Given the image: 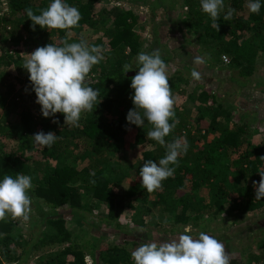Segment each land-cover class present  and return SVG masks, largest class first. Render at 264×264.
I'll list each match as a JSON object with an SVG mask.
<instances>
[{
	"label": "trees",
	"instance_id": "1",
	"mask_svg": "<svg viewBox=\"0 0 264 264\" xmlns=\"http://www.w3.org/2000/svg\"><path fill=\"white\" fill-rule=\"evenodd\" d=\"M227 1L229 7L235 9L231 19L232 25L229 28L231 37L228 39V43L233 45L236 43V39L245 37L247 59L252 60L260 43L264 44V0H260L259 13L249 11L247 7L249 0ZM64 2L67 3L68 0H64ZM95 2L96 0H81L78 3L77 9L82 17L78 24L95 22V18H93ZM185 2L191 18L190 25L200 31L199 35L203 40H221L224 37V15L222 13L217 21L220 25L219 31H217L212 27L211 17L202 11L201 0H185ZM7 3V10L0 16L1 21L6 20V13L14 15L7 22L11 25L10 28L18 26L24 32V37L19 36L18 39L21 38L26 43L30 53L49 43L60 46L59 43L51 40V37L54 36L62 41L66 30L33 26L32 21L26 15L25 9L28 7H31L36 14H39V10L46 9L49 4L45 0H7ZM109 13L113 15L109 32L111 45L115 48L129 46L133 52H137L138 37L130 22V18L133 16L132 11L116 9ZM15 37L14 32L9 31L6 40L16 42L18 39L15 40ZM257 38H261L263 42H258ZM161 57L166 63L167 57ZM129 61L130 59L125 56L114 67L103 68L92 78L94 81L90 82L88 86L99 90L98 100L100 102L96 107H101L107 112L115 108V112L118 111L124 117H127L129 110L134 108L131 99L134 95L131 78L138 71L123 73L124 65ZM230 66L235 68L233 74L237 78L249 76L255 68L253 63H242L237 59V56H233ZM202 93L207 97H213V94H210L206 89H203ZM175 115L179 123L170 135L165 137V141L166 143L172 142L184 133L189 140L188 150L186 154H182L178 158V166L169 165L175 168L174 175L162 182V188L152 192L155 195V200H151L145 209L148 211L151 204L158 202L169 205L174 209L170 226L174 227L180 223L181 227L190 225L191 228L197 226L202 214H213L218 217L222 213L223 217L230 221L223 226L229 227L243 221L249 212L264 209V197L257 200L253 187V181L260 180L259 172L264 171V159H260V157H264V144H250L245 134L247 121L237 120L228 126L222 118H230L231 111L223 106L222 101L214 98H210V101L201 108V113H198L196 117H190L192 121H189L188 114L184 110H175ZM43 118V120H37L29 108L21 109L19 115L23 137L26 142L29 141L32 144V149L36 146L34 149L36 153H39V158L47 160L48 158H57L59 155L64 158L69 157L72 153L69 145L71 143L76 145L78 142L86 143L97 155L92 156L93 158L91 157L89 162L78 166L70 163L45 164L41 167L44 169L43 173L33 177L34 183L30 193L42 204L51 208V211L57 216L50 217L47 221L52 227L50 233L38 234L36 238L32 234L28 243L36 240L39 245L65 243L55 252L46 255L42 264H85L84 245L73 237L71 231L66 227V221L61 213L66 211L82 217L88 211L89 206L104 203L107 206V217L114 219L126 206L135 207L132 196L137 194L138 190L131 185L127 188H117V185L134 173L139 174V170L146 160L151 159L158 163L159 159L166 154V147L147 138V132L153 127L151 124L138 127L129 124L127 120L125 122L122 118L104 121L95 115H89L88 112L80 119L79 127L64 125V115L61 113H57L52 120L49 119L51 117ZM54 119L59 123H53ZM195 122L199 123V126L196 127L199 132L203 131V134L206 135L211 131H218L219 134L213 138H205L202 144H199L195 141V134L191 132ZM128 125L135 128V143L149 142L150 147L141 149L142 158L136 162L128 164L119 161L111 162L109 159L120 150L119 138ZM37 131L45 133L51 131L59 138L51 147H41L31 141V136L38 133ZM244 145L249 147L242 148ZM108 150H111L109 155H107ZM236 151L237 153L233 155ZM228 171H233L241 179L242 184H237L234 189L229 188L224 181ZM17 174L31 176L29 159L18 151L0 152V181L5 175L15 178ZM248 179L250 182H247ZM202 188L207 189L209 199H204L201 196ZM150 193L146 189L143 192V194ZM86 196H89L90 201L86 199ZM139 198L148 201L147 198L141 196ZM15 221L16 219H13L10 214L5 220L0 221V250L4 255L9 251L3 250L2 246L7 245L12 238ZM140 224L144 225V221H141ZM205 231L201 230V232ZM12 239L13 245L21 244V236ZM112 247L115 251L105 253L106 264H128L130 262L131 253L124 246L115 244ZM24 249L14 260H19L21 256H24ZM249 256L259 264L264 262V257L262 258L261 254L250 252ZM0 264H5L1 257ZM230 264L246 263L240 258L233 257L230 258Z\"/></svg>",
	"mask_w": 264,
	"mask_h": 264
},
{
	"label": "rangeland",
	"instance_id": "2",
	"mask_svg": "<svg viewBox=\"0 0 264 264\" xmlns=\"http://www.w3.org/2000/svg\"><path fill=\"white\" fill-rule=\"evenodd\" d=\"M45 1L48 4L52 2V0ZM80 1L68 0L70 4L67 3L77 8ZM224 4L225 8L221 11L223 15L229 8L227 0H224ZM7 6V0H0V16L7 10ZM116 9L131 10L133 13L130 22L138 37L137 52H133L129 46L115 48L109 42V32L113 22V15L109 12ZM188 12L185 0H96L94 23L78 24L75 28L67 29L62 41L54 36L51 40L63 46L62 42L65 40L68 43H78L83 38L89 46H99L103 49L104 58L92 67L86 81L87 86L94 81L92 78L101 69L114 67L125 56L130 59L128 64L131 65L132 70L138 71V54L141 52L150 54L159 49L161 56L167 57L168 79L176 98L175 110L186 111L189 121H192L190 117L194 118L201 113V108L210 101V98L222 101L223 106L231 111V117L222 118L223 122L230 126L234 121L246 120L247 132L245 134L250 144H264V44L260 43L255 57L248 60L245 37H239L233 45L228 43L231 37L229 29L232 25L231 20H224V37L221 40L205 41L200 37V31L190 25L191 18ZM13 17L14 15L6 13L4 22L0 18V152L12 150L26 156L31 164L30 177L33 184V177L43 173L44 169L41 167L45 164L70 163L78 166L89 162L90 158L96 156L97 153L91 150L86 143L78 142L76 145L74 143L69 145L72 150L69 157L64 158L59 155L57 158L44 160L39 158V153H36L34 149L36 146L32 149V144L29 141L26 142L19 119L21 109L29 108L37 120L44 118L41 106L36 103L37 97L32 89L29 73L23 68L31 51L21 38L18 39L19 36L24 37V32L20 27L10 28L11 25L7 20ZM9 31L14 32L15 40L18 39V41L6 40ZM257 41L263 42L261 38H257ZM222 54L226 55L227 60L223 59ZM196 56L203 57L205 63L194 64L193 59ZM233 56H237L242 63H253L255 67L253 73L237 78L233 74L235 68L230 66ZM193 69L202 73L200 81L194 80L191 76ZM207 88L210 89L208 92L213 94V97H207L202 93V90H207ZM85 113L81 114V118ZM88 114L95 115L104 121L119 118L124 119L125 122L127 120L118 111L115 112V108L107 112L101 107H93L92 112ZM52 118L49 119L52 120ZM188 123L191 124V122ZM145 124L150 126L147 121ZM198 126V122L193 123L191 132L195 134V141L199 144H202L205 138H213L219 134L218 131H211L205 135L203 131L197 130ZM182 134L179 137H186L184 133ZM186 139L188 143V137ZM134 140L135 128L128 125L119 138L120 150L109 160L126 164L141 160V149L150 147L149 142L138 144ZM31 141L33 143V136H31ZM247 146L244 145L242 148H247ZM110 152L111 150H108L107 155ZM236 153L237 151L233 155ZM227 173L224 181L229 188L234 189L237 184H242L241 179L233 171ZM247 182H250V179ZM129 185L138 190V193L132 196L135 207L126 206L117 218L107 217V206L104 203L89 206L88 211L82 217L66 211L61 213L73 237L83 243L86 256L90 257L91 264H106L105 253L115 251L112 247L115 244L124 246L132 253L141 243L170 241L178 238L186 229L188 234L194 237H198L201 230H206L204 233L224 243L230 258H240L246 264H259L255 259L250 258V252L261 254V257H264V209L249 212L243 221L229 227L223 226L230 221H227L222 213L218 217L213 214H202L199 223L193 228L190 225L181 227L180 223L171 227L173 207L158 202L151 204V208L147 211L145 207L150 204L151 200H155L154 193L143 194L145 189L142 187L139 174L136 173L117 185V188H127ZM200 193L204 199H209L206 188H202ZM29 195L32 199L29 218L27 220L16 219L12 230V238L21 236V244L13 245L11 238L7 245L2 246L3 250L6 249L9 252L4 255L0 250V257L5 264L15 262L42 264L46 255H50L65 244L39 245L37 240L28 243L32 234L36 238L38 234L50 233L52 227L47 221L50 217L57 216L51 208L35 198L30 190ZM139 196L147 198L148 201L140 200ZM86 199L90 201L89 196H86ZM141 221H144V225L140 224ZM23 249L24 256H21L19 260H14ZM129 261L128 264H134L131 256Z\"/></svg>",
	"mask_w": 264,
	"mask_h": 264
},
{
	"label": "clouds",
	"instance_id": "3",
	"mask_svg": "<svg viewBox=\"0 0 264 264\" xmlns=\"http://www.w3.org/2000/svg\"><path fill=\"white\" fill-rule=\"evenodd\" d=\"M247 7L251 13H259L260 0H249ZM201 8L211 17L212 27L219 31L217 21L225 8L224 0H201ZM25 11L33 26L53 30L75 28L82 18L79 10L64 0H52L46 9L39 10V14L31 7ZM234 12L235 9L229 7L224 20H231ZM62 43L63 46L49 43L38 47L28 54L23 68L29 73V80L37 97L36 103L41 106L43 117H54L57 113H62L64 125L79 127L81 114L92 112L94 105L96 107L100 102L99 90L87 86L86 81L92 67L104 58L103 49L89 46L83 38L78 43H68L67 40ZM137 62L138 72L131 78L134 108L129 110L126 119L129 124L138 127L144 126L147 121L153 126L147 132V138L166 147V154L158 163L148 159L139 170L142 187L147 192H154L162 188L164 180L174 175L175 168L169 165L178 166V158L186 154L188 143L186 137H179L168 143L165 141V137L175 129L179 120L175 115L176 98L169 83L167 64L159 49L150 54L139 53ZM193 63L202 65L205 60L196 56ZM130 70L131 65L125 64L123 73ZM191 76L197 81L202 79V73L195 69ZM53 123L59 121L54 119ZM33 138L37 145L51 147L59 137L51 131H40ZM259 175L260 180L253 181L257 200L264 197V171H260ZM32 186V179L28 175L3 177L0 181V221L5 220L9 214L13 219L29 218L32 203L29 190ZM131 257L134 264H230V255L222 241L204 232L194 237L188 234L187 229L170 241L141 243L131 253ZM85 264H91L90 257H85Z\"/></svg>",
	"mask_w": 264,
	"mask_h": 264
},
{
	"label": "built area",
	"instance_id": "4",
	"mask_svg": "<svg viewBox=\"0 0 264 264\" xmlns=\"http://www.w3.org/2000/svg\"><path fill=\"white\" fill-rule=\"evenodd\" d=\"M222 57H223L224 60H227V57H226L225 54H222Z\"/></svg>",
	"mask_w": 264,
	"mask_h": 264
},
{
	"label": "crops",
	"instance_id": "5",
	"mask_svg": "<svg viewBox=\"0 0 264 264\" xmlns=\"http://www.w3.org/2000/svg\"><path fill=\"white\" fill-rule=\"evenodd\" d=\"M169 1V0H168ZM210 68V66H208ZM205 74H209V73H205ZM213 74V73H212ZM210 89L207 88V91H209Z\"/></svg>",
	"mask_w": 264,
	"mask_h": 264
},
{
	"label": "water",
	"instance_id": "6",
	"mask_svg": "<svg viewBox=\"0 0 264 264\" xmlns=\"http://www.w3.org/2000/svg\"><path fill=\"white\" fill-rule=\"evenodd\" d=\"M135 71L133 70V71H129L128 73H134Z\"/></svg>",
	"mask_w": 264,
	"mask_h": 264
}]
</instances>
